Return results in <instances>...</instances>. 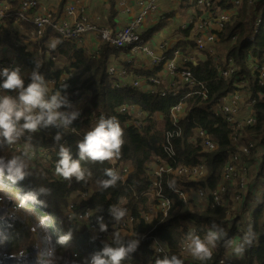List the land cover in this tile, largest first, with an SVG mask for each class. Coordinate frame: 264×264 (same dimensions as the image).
Listing matches in <instances>:
<instances>
[{"label": "trees", "instance_id": "trees-1", "mask_svg": "<svg viewBox=\"0 0 264 264\" xmlns=\"http://www.w3.org/2000/svg\"><path fill=\"white\" fill-rule=\"evenodd\" d=\"M9 6L2 22H0V62L14 58L22 67L25 84L29 82L28 75L33 70L34 61H40V71L44 74L50 93L61 90L63 84L68 85L66 93L73 108L80 110V117L68 129L48 128L31 134L30 140L21 138L13 145H0V157L9 158L11 154L21 155L25 145L30 144L28 156V176L15 184L6 176L0 177V202L26 205L31 209L36 219L44 220L50 217L51 209L55 205L61 211L72 209L74 215L70 219L81 216L90 224L87 230H81L77 225L70 224L65 234H61L62 227L57 226L53 219L45 221L42 239L43 250L34 252V259L30 264H82L81 260L102 247L101 241L93 240L90 227L98 230L97 216L102 215L108 225V233L113 235L114 222L108 214L111 206L116 205L128 210L126 219H132L134 233L144 234L150 228L140 221V213L145 210L148 199L147 190L150 182L146 172L150 166L162 163L166 156L162 145L165 133L172 128L169 122V110L180 104L187 111V117L179 123L181 136L174 140L176 162L186 167L204 164L202 178H186L185 176H170L169 181L186 185L188 188L203 187L214 189L225 184L223 175L230 153L235 150L232 135L236 132V123L229 124L221 117H216L212 105L223 95L238 93L243 96L239 107L238 117L251 115L256 118V125L243 128L242 133L248 138H254L257 148L245 158L252 169V174L258 171L264 176V84L260 85L258 75L254 71V64L264 65V8L259 14L257 7H243L217 33L216 44L219 49L215 55L205 51L198 52L196 62L184 64V68L192 72L195 79L203 83L209 93V105L199 96L184 98L190 87H185L179 95H173L175 88L146 82L153 77L159 68L149 64V58L141 53H132L130 48L115 49L103 39L87 34L77 40L66 41L51 26L39 41L35 40L36 28L32 18L39 13L40 6H49L55 10L53 23L65 20L64 9L70 0H59L57 5L37 0L39 7L29 12L25 21H20L17 9L21 0H0ZM55 0H53L54 2ZM226 1V0H222ZM114 0H110L111 19L118 18L113 9ZM183 9H191L201 14L195 0H184ZM256 9L255 13L254 10ZM161 11L150 15L154 20ZM262 17V29L254 34L250 20L254 16ZM127 21V18L124 20ZM166 24L152 23L145 26L144 41L154 43V51L159 54V46L167 42L165 55L173 57L179 54L188 55L194 52L195 44L191 36L195 33L192 27L172 31ZM35 33V36L33 35ZM56 42V47L50 45ZM40 49H50L47 56L38 54ZM231 60L235 68L234 76L222 79L215 67L227 68ZM134 65L136 67L134 68ZM116 66L117 71L110 74L109 69ZM71 75V76H70ZM50 81L53 84H50ZM138 81L133 87L132 82ZM127 82L126 87L122 86ZM198 91V90H197ZM164 93V95H161ZM184 98V99H182ZM134 106L137 111H143L147 118L143 120L140 129L135 128V116L129 112L120 113L121 107ZM115 116L124 130V144L118 159L104 163L82 161L83 168L90 171L87 181L77 182L75 178L65 180L55 173V164L59 159V145L53 142L52 136L60 131L70 147L73 158H77V143L84 134L95 126L100 117ZM202 129L208 137L216 143V150H204L197 137V130ZM12 146L13 148H10ZM19 148V152L15 149ZM257 160V161H255ZM174 166V163H170ZM113 168L119 175L115 187L102 188L100 181L108 179L105 169ZM251 187L260 186L263 181H254ZM262 184V185H263ZM50 189V194H39L38 189ZM75 192L81 195L79 204L68 202V198ZM165 192L171 194L169 186ZM173 195V194H172ZM250 197V198H249ZM253 207L238 212V216L231 217L229 208L211 209H181L174 207L164 219L157 220L158 225L152 235L163 243L167 255H177L181 244L188 234L187 225L192 224L197 235L203 238L211 225L215 223L224 230L225 235L217 241L209 259L184 260V264H218L222 258H228L235 264H264V196L257 197V191L247 197ZM256 202V205H254ZM0 210V264H23L32 252L30 246V229L21 219L9 223ZM89 213L88 218H84ZM69 233V234H67ZM121 237L128 240L127 232H119ZM250 233V242H245V236ZM111 243L112 238L107 240ZM243 245L242 256L235 252V248ZM39 256V257H38ZM162 255L148 252L145 245L140 244L130 261L134 264H155V260Z\"/></svg>", "mask_w": 264, "mask_h": 264}, {"label": "built area", "instance_id": "built-area-1", "mask_svg": "<svg viewBox=\"0 0 264 264\" xmlns=\"http://www.w3.org/2000/svg\"><path fill=\"white\" fill-rule=\"evenodd\" d=\"M93 1V0H89ZM161 0H115L116 12L119 17H125L131 14L126 24L115 25L113 27L101 26L89 15L87 8L74 1L65 8V13L71 22L53 23V14L44 7H39L37 0H21L17 9V16L20 21H25L29 17V12L39 7V13L32 18V24L36 28V38L41 39L46 31L47 26L54 28L64 40H77L87 34H93L95 38L103 39L109 46L120 49L130 48L132 53H141L149 58V64L153 68L160 70L153 77L147 78L146 82L153 84H164L166 87L175 88L173 95H179L185 87H190V92L184 96L197 95L199 98L209 105V93L203 83L198 82L192 72L184 68L187 62L198 60V52L205 51L210 55H215L219 46L215 43L218 37L217 33L230 21V19L243 7H254L260 3L264 4V0H195V4L201 14L188 15L185 22L181 25V29L185 30L192 27L195 33L191 36L195 44L194 52L188 55L179 54L178 50L173 53V57L169 58L164 53L167 42L161 44L158 48L159 54L154 51L153 43L144 41L143 25L150 14L159 12V3ZM176 3H183L184 0H170ZM9 6L0 1V20L4 18ZM177 12L174 8L164 9L155 19L158 24L169 23ZM254 34L262 29V17L257 16L253 20ZM227 68H221L215 63V67L222 79H228L234 76L235 68L231 60L228 62ZM19 66L15 60L4 59L0 62V68ZM254 71L258 75L260 85L264 84V65L254 64ZM116 66L109 69V73H115ZM71 76V75H70ZM122 86L126 87L127 83L123 82ZM132 86H138V81H133ZM198 90V91H197ZM164 95V93H161ZM182 98V99H184ZM243 102V96L234 93L232 95L221 96L213 105V112L216 117H221L225 122L236 123V132L231 139L235 146V150L230 153V159L224 167L225 184L214 188L206 189L203 187L188 188L186 185L177 184L171 194L165 192V186L168 185L170 176H185L186 178H202L204 175V164H198L193 167H186L176 162V152L174 149V140L181 136V128L179 123L183 121L188 113L180 104H177L169 110V122L172 128L165 133V141L162 145L166 159L147 169L146 175L150 182L147 194L151 198V204L147 205L145 210L140 213V221L150 228L144 234L134 233L132 230V219L123 218L119 223L114 222L112 229L114 232H127V238L141 240L140 244L145 245L148 252L157 255L167 254V249L156 237L152 235L159 222L157 220L167 217L170 210L174 207L181 209H217L225 208L233 199L238 212L253 207L247 198L255 193V188L251 187L252 178L256 175L250 168L245 158L257 148L254 138H248L242 133L243 128H249L256 125L257 121L254 116L246 115L237 119L239 107ZM120 113L129 112L135 116L133 124L135 128L140 129L143 120L147 115L143 111H137L134 106L121 107ZM181 114L183 117L181 118ZM197 137L200 145L204 150H216V143L211 140L202 129L197 130ZM10 148H13L10 146ZM19 152V148L15 149ZM257 161V160H255ZM174 163L171 166L170 163ZM173 194V195H172ZM146 195V196H148ZM84 197V194L82 195ZM250 198V197H249ZM256 205V202H254ZM86 213L84 218H88ZM81 219L82 217L79 216ZM195 230L191 228L188 230ZM90 231L96 232L95 237L99 241H107L112 238L108 232H99V230L90 227ZM196 233V230H195ZM186 241V239H185ZM184 241V243H185ZM128 264H134L129 262ZM218 264H235L228 258H222Z\"/></svg>", "mask_w": 264, "mask_h": 264}, {"label": "clouds", "instance_id": "clouds-1", "mask_svg": "<svg viewBox=\"0 0 264 264\" xmlns=\"http://www.w3.org/2000/svg\"><path fill=\"white\" fill-rule=\"evenodd\" d=\"M50 47L55 48L56 42ZM34 68L28 75L29 82L25 84V77L19 66L0 68V145H13L25 138L30 140L31 134L42 129L56 128L68 129L74 121L79 119L80 110L73 105L66 93L68 85L63 84L61 90L50 93L48 82L40 71L42 63L34 61ZM124 130L115 116L100 117L95 126L88 130L77 147V158H73L70 147L65 143L60 131L53 136V142L59 145V159L55 164V173L65 180L75 178L77 182H86L91 176L89 170L82 167V161L104 163L118 159L124 144ZM31 145H25L21 155L11 158L0 157V177L6 176L12 183H19L28 176V163L25 157ZM108 179L100 181L102 188L115 187L120 180L119 173L113 169H105ZM168 186L174 190L175 182L169 181ZM39 194H50V189L40 188ZM128 210L113 205L108 214L113 221L119 223ZM99 232H107L108 225L103 216L96 218ZM224 230L213 223L206 235L201 238L195 230L189 231L186 236L185 250L194 259L204 261L211 257L212 249L217 245ZM95 240V237L92 238ZM141 240L139 238L126 240L119 232H114L112 242L101 241L102 247L93 252L88 264H124L130 261L132 255L138 250ZM245 242H250V233L245 236ZM244 246L235 248L238 255L243 254ZM155 264H184V260L177 255H163L155 260Z\"/></svg>", "mask_w": 264, "mask_h": 264}, {"label": "rangeland", "instance_id": "rangeland-1", "mask_svg": "<svg viewBox=\"0 0 264 264\" xmlns=\"http://www.w3.org/2000/svg\"><path fill=\"white\" fill-rule=\"evenodd\" d=\"M254 7H257L258 12L260 14L261 10L264 8V4L260 3ZM254 7H251V9ZM255 11H256V9L254 10V13H255ZM109 16H110V18L112 16V14L110 12H109ZM257 16H259V15L255 14L254 18L252 20H250V26L251 27L253 25V20ZM135 67H136V65H134V68ZM263 79H264V77H263ZM190 96H192V95H190ZM187 97H189V96H187ZM182 117H183V115L181 114V118ZM13 155L14 154H11V156L9 158H11ZM260 184H261L260 186H257L255 188L257 191V197H263L264 196V184L263 183H260ZM81 195L82 194H79L78 192L73 193L68 198V202L70 203V205L71 204H74V205L79 204V202L81 201ZM226 207L229 208L228 213L231 217L238 216V214H237L238 211L236 209V205H235V202L233 199L227 204ZM0 210L3 211L1 214L9 223H13L15 220L21 219L22 221H24L26 223V226L30 229L29 243H30V246L32 248V252L28 254V258L26 259L25 262H23V264H30V262L35 257V255L33 253L38 251V250L44 249L42 239L46 235L44 232V229H43V224L45 223V221L53 219V222H56L57 226L62 227L60 230V233L62 235L67 232L66 229L68 227H70V224L77 225V227L80 228L81 230H87V227L90 226V224H88L87 221L80 219L78 217L70 219V215H74L72 212V209L70 208V210H66L63 212L59 209L58 205H55L54 207H52L50 217H45L44 220L36 219L33 216L31 209L26 205H20V204H16V203L9 204L7 202H0ZM262 213H263V221H264V209H263ZM67 234H69V233H67ZM92 235L94 237H96L98 234L96 232H93ZM185 243H186V241H185ZM185 243L183 242L181 244L179 252H180L183 260H192V259H194L192 257V255L185 250ZM89 258H90V256L85 255V257L81 260V263L82 264H88ZM194 260H197V259H194Z\"/></svg>", "mask_w": 264, "mask_h": 264}, {"label": "crops", "instance_id": "crops-1", "mask_svg": "<svg viewBox=\"0 0 264 264\" xmlns=\"http://www.w3.org/2000/svg\"><path fill=\"white\" fill-rule=\"evenodd\" d=\"M74 1H79L81 5L85 6L87 8V12L92 17V19L96 20L98 22V24L101 25V26L113 27L115 25H123V24H126L127 21L131 17V14H130V15H127L125 17L117 16L118 17L117 19L116 18L111 19L110 16H109V12H108L109 9H110V0H93V1H89V0H70L71 3H73ZM45 2L53 3L54 5H57L59 0H55L54 2H53V0H45ZM112 6H113V9L116 12V8L117 7H116V4H115V0H114V3H113ZM159 6H160L159 11H161V12L164 9H166V8H174L175 11L177 12V16L174 17L165 26L166 28H170L172 31H174L176 29H179L181 27V25L185 22V17L186 16L195 15L196 14L191 9H183L184 3H176V2L170 1V0H161L160 3H159ZM40 7L46 8L47 10H49L53 14V16L55 15V10H53L51 7L45 6V5L40 6ZM64 14H65V20H63L62 22H71L69 17L65 13V9H64ZM150 15L147 17L143 27L152 26V23L156 24V22H155L156 18L154 20H151L150 19ZM126 18H127V21L125 22L124 20ZM2 21L3 20H0V22H2ZM33 35L35 36V33ZM144 36H145V34H144ZM35 40L39 41V39H37L36 36H35ZM153 47H155L154 43H153ZM49 50L50 49H48V50L47 49H40V50H38V54L42 55V56H47ZM11 60H14V58H11ZM125 83H127V82H125ZM50 84H53V82L50 81ZM255 172H256V175L253 177L254 181H263L264 180V176H261L258 171H255ZM147 199H148L147 205L151 204V198H149V195L147 196ZM191 228H194V226L192 224H188L187 225V231L189 229H191Z\"/></svg>", "mask_w": 264, "mask_h": 264}, {"label": "water", "instance_id": "water-1", "mask_svg": "<svg viewBox=\"0 0 264 264\" xmlns=\"http://www.w3.org/2000/svg\"><path fill=\"white\" fill-rule=\"evenodd\" d=\"M14 155H16V153Z\"/></svg>", "mask_w": 264, "mask_h": 264}]
</instances>
